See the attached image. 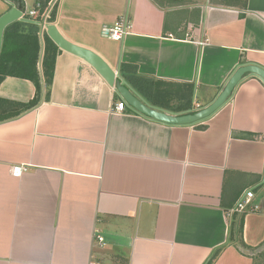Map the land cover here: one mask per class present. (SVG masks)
Here are the masks:
<instances>
[{"label": "crops", "instance_id": "crops-1", "mask_svg": "<svg viewBox=\"0 0 264 264\" xmlns=\"http://www.w3.org/2000/svg\"><path fill=\"white\" fill-rule=\"evenodd\" d=\"M22 1L25 14L39 2ZM11 8L0 0V17ZM122 19L123 39L103 36ZM55 25L150 105L181 103V114L212 103L240 66L264 68V0H60ZM135 77L167 106L146 99ZM34 96L27 80L0 85L6 101ZM122 100L62 51L50 101L0 123V264H208L218 251L213 264H254L230 240L241 216L227 212L254 190L259 212L243 216L244 241L264 244V83L246 77L216 114L189 126L128 105L113 112ZM15 166L26 169L19 178Z\"/></svg>", "mask_w": 264, "mask_h": 264}, {"label": "trees", "instance_id": "trees-1", "mask_svg": "<svg viewBox=\"0 0 264 264\" xmlns=\"http://www.w3.org/2000/svg\"><path fill=\"white\" fill-rule=\"evenodd\" d=\"M9 4L18 5L19 0H7ZM53 2L49 7V3ZM43 8L35 23L16 21L9 25L4 32L3 44L0 53V85L8 77L18 78L30 81L35 86V96L26 104L6 101L0 98V123L14 120L24 113L36 108L44 99L50 101L52 86L55 77L56 60L61 50L49 37L47 30L42 32L41 24L42 16L46 17V25H54L58 19L60 0H39ZM29 18L28 15H26ZM132 80V79H131ZM133 84L139 88V92L152 101L154 105L162 104L167 106V102H163L159 89L151 86L148 82L142 87V79L135 77ZM186 98L191 99L193 87L186 85ZM175 109L167 110L181 114L187 106H180ZM161 106V105H160ZM164 107V108H165ZM200 127V125H199ZM230 240L237 243L241 253L253 259L254 264H264V244L258 248L251 247L244 241V217L239 221L235 220L232 224ZM263 248V251L259 249ZM218 251L208 264L219 256Z\"/></svg>", "mask_w": 264, "mask_h": 264}, {"label": "water", "instance_id": "water-1", "mask_svg": "<svg viewBox=\"0 0 264 264\" xmlns=\"http://www.w3.org/2000/svg\"><path fill=\"white\" fill-rule=\"evenodd\" d=\"M23 10L24 3L22 0H19L18 5H12V8L0 17V53L3 44L4 32L9 25L16 21L37 24L32 20L26 19L24 17ZM46 30L49 37L61 50L71 53L89 63L111 87L116 89L118 94L126 101L127 105L131 109L155 121L169 125L189 126L208 120L228 103L237 86L246 77H256L264 83L263 67L255 64L242 65L231 75L212 103L194 113L176 114L150 105L134 90H132L126 81L121 79L120 75L116 73L100 55L90 49L68 41L61 34L57 25H48L46 26Z\"/></svg>", "mask_w": 264, "mask_h": 264}, {"label": "built area", "instance_id": "built-area-1", "mask_svg": "<svg viewBox=\"0 0 264 264\" xmlns=\"http://www.w3.org/2000/svg\"><path fill=\"white\" fill-rule=\"evenodd\" d=\"M51 4L53 5L52 1L49 3L48 7ZM42 8H43L42 3L38 2L36 6L27 13V15L31 20L35 21V19L39 17L40 10ZM129 29H130V25L127 19H122L114 27H105L102 31V34L104 37L113 40H121L127 35ZM126 106H127L126 101L122 100L113 104L112 110L115 113H122L125 111ZM25 170L26 169L23 166H15L12 168V175L14 177L19 178L23 175ZM255 199H256V193L254 190H249L245 192V194L239 197L234 208L227 212L228 218L232 219L234 215H240L241 217H243L250 213H258L259 206L255 203ZM95 239L101 246H104L105 239L102 236L98 235V233L96 234ZM91 264H99V263L93 261L91 262Z\"/></svg>", "mask_w": 264, "mask_h": 264}, {"label": "clouds", "instance_id": "clouds-1", "mask_svg": "<svg viewBox=\"0 0 264 264\" xmlns=\"http://www.w3.org/2000/svg\"><path fill=\"white\" fill-rule=\"evenodd\" d=\"M26 15H27V14L24 13V17H25L26 19H28V20H31L30 18H27ZM32 21H34V20H32ZM34 22H36V21H34ZM36 23H37V22H36Z\"/></svg>", "mask_w": 264, "mask_h": 264}, {"label": "rangeland", "instance_id": "rangeland-1", "mask_svg": "<svg viewBox=\"0 0 264 264\" xmlns=\"http://www.w3.org/2000/svg\"><path fill=\"white\" fill-rule=\"evenodd\" d=\"M207 1V0H206ZM263 199H264V195H263Z\"/></svg>", "mask_w": 264, "mask_h": 264}]
</instances>
